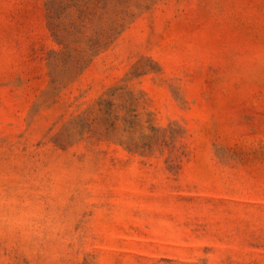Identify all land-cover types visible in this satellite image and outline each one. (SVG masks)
Listing matches in <instances>:
<instances>
[{
	"label": "rangeland",
	"instance_id": "obj_1",
	"mask_svg": "<svg viewBox=\"0 0 264 264\" xmlns=\"http://www.w3.org/2000/svg\"><path fill=\"white\" fill-rule=\"evenodd\" d=\"M0 264H264V0H0Z\"/></svg>",
	"mask_w": 264,
	"mask_h": 264
}]
</instances>
